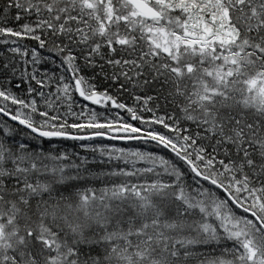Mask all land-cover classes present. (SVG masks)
Returning <instances> with one entry per match:
<instances>
[{
  "label": "snow or ice",
  "instance_id": "1",
  "mask_svg": "<svg viewBox=\"0 0 264 264\" xmlns=\"http://www.w3.org/2000/svg\"><path fill=\"white\" fill-rule=\"evenodd\" d=\"M0 264H264V0H0Z\"/></svg>",
  "mask_w": 264,
  "mask_h": 264
}]
</instances>
